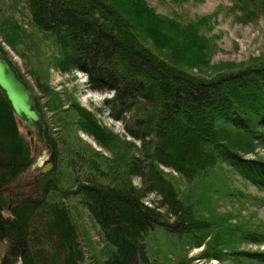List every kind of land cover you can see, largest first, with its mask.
I'll use <instances>...</instances> for the list:
<instances>
[{
  "label": "trees",
  "instance_id": "trees-1",
  "mask_svg": "<svg viewBox=\"0 0 264 264\" xmlns=\"http://www.w3.org/2000/svg\"><path fill=\"white\" fill-rule=\"evenodd\" d=\"M227 1L226 10L240 24L264 18V0ZM21 2V18L57 46V69L81 72L90 91L112 94L97 111L121 123L125 140L73 104L76 127L112 158L77 148L68 156L74 183L62 187L57 175L62 153L53 128L59 129L61 120L66 123V111L54 114L50 124L44 107L59 110L58 95L35 79L48 97L41 103L34 92L44 126L42 146L51 153L53 169L32 172L29 188L16 191L18 202L11 206L2 191L30 172L39 145L31 146L0 93V264H83L79 232L65 204L72 199L99 229L106 255L101 264H169L154 258L147 246L155 229L188 250L202 248L176 264H264V250L240 248L264 244L263 220L227 224L223 216L198 210L210 194L251 201L233 184L236 179L264 195V160L245 156L254 152V142L264 145V60L210 76L194 74L190 70L205 63V52L196 49L192 56L189 49L198 43L207 47L199 26L191 24L178 34L184 39L176 49L180 59L191 58L187 69L184 60L172 62L145 43L147 38L160 47L169 45L170 26L143 0ZM11 25L0 19V37L13 47L23 33ZM0 53L11 63L1 40ZM259 197L253 205L264 208Z\"/></svg>",
  "mask_w": 264,
  "mask_h": 264
},
{
  "label": "rangeland",
  "instance_id": "rangeland-1",
  "mask_svg": "<svg viewBox=\"0 0 264 264\" xmlns=\"http://www.w3.org/2000/svg\"><path fill=\"white\" fill-rule=\"evenodd\" d=\"M143 2L155 14L161 15L162 18L166 19L168 26H170L169 45L160 47L147 38H144L145 43L152 49L160 51L172 62L178 63L184 60L181 65L186 66L187 69L191 58L184 57L182 60L180 59L181 55H178L176 49L183 43L184 39L178 34H180V30L188 29L191 24L199 26V36L205 39L207 47L198 43L195 47L189 49L192 56L196 49L202 48L203 52H205V63L200 64L198 68L190 70L194 74L210 76L216 70L230 69L264 60V18L259 19L256 23L240 24L235 21L233 14L231 15L226 10L229 5L227 0H184L180 2L172 0H143ZM21 4V0H0V19L10 22L15 28L18 26L22 31L21 33H23L22 42L14 40L13 47L5 43L2 37H0V40L7 52L8 59L25 76L26 81L32 87L33 93L35 92L40 97L41 103H45L48 97L36 86V80L45 82L54 93H57L60 105L59 110L54 113L44 107L45 115L50 124L55 119L54 114L66 111L63 115L67 124L61 120L58 125L60 128L53 129L62 153L57 175L60 178L62 187H71L74 183L73 173L70 168L73 161L70 164L71 159L69 161L68 156L72 155L77 148L81 147L88 152L94 149L107 156V158H112L111 154L100 148L91 136L76 127L74 122L77 116L74 110L71 109L73 104H77L80 108L91 112L96 116L97 121L103 128L108 129L113 134H117L121 140H125V135L120 122L110 119L105 112L102 114L97 111L101 109L104 99L110 98L112 94L109 92L90 91L87 88L86 76L81 72L61 73L55 66V60L59 56L57 46L50 36L40 33L21 18L18 11ZM178 29L179 33L176 32ZM174 43H176L175 46H173ZM51 127L53 126L51 125ZM20 130L27 135V130L23 126H21ZM126 140L132 141L130 137H126ZM36 144L38 143L35 142L32 147ZM38 145V150L36 151L37 160L45 152H50L42 144ZM253 146L254 152L245 155L246 158L264 160V145L254 142ZM77 159L75 158L74 161ZM77 163L79 162L77 161ZM172 174L176 177L175 173ZM24 179H29L27 185L18 190L30 185V176L27 177L26 175ZM133 182L135 185L140 186L139 179L134 178ZM233 184L248 194L251 199L259 196L264 197L263 194L256 192L253 187L238 179L233 180ZM15 192L7 193L11 206L18 202L13 197ZM253 199L251 201L242 200L240 201L241 203H237L218 197L215 194H210L202 198V204L198 210L205 216L208 213L215 216H223V222H227V224H233L236 221L245 222L247 220L251 223H255L257 220L264 221V208L253 205ZM149 200H155V197L151 196ZM149 200H147L148 203ZM65 204L79 232L78 239L83 253V264H101L106 259V255L102 251L104 249L97 225L94 224L87 210L77 203V200H67ZM215 216L212 218H217ZM146 243L154 258L158 259V257H161L159 260L169 264H176L182 258L194 257L202 249L188 250L186 247L181 246L179 241H175V238L169 237L160 229L152 231L146 238ZM240 248L245 250H264V244H242ZM192 264L207 263L196 260Z\"/></svg>",
  "mask_w": 264,
  "mask_h": 264
},
{
  "label": "water",
  "instance_id": "water-1",
  "mask_svg": "<svg viewBox=\"0 0 264 264\" xmlns=\"http://www.w3.org/2000/svg\"><path fill=\"white\" fill-rule=\"evenodd\" d=\"M0 93L8 104L12 113L16 116L21 126L27 130V136L31 146L34 143L42 144L44 142V126L41 121V115L35 106V97L30 85L22 80L12 66V64L0 53ZM51 156L50 152H45L34 165L31 166L27 177L36 169L42 167V173H47L52 169L51 164H45ZM29 179H23L21 182L6 187L2 192L11 194L27 185Z\"/></svg>",
  "mask_w": 264,
  "mask_h": 264
}]
</instances>
